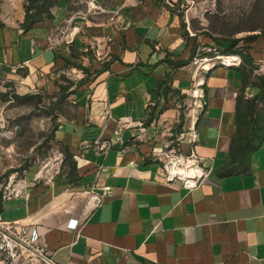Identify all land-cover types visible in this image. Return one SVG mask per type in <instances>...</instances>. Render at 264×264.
<instances>
[{
	"label": "crops",
	"instance_id": "1",
	"mask_svg": "<svg viewBox=\"0 0 264 264\" xmlns=\"http://www.w3.org/2000/svg\"><path fill=\"white\" fill-rule=\"evenodd\" d=\"M213 8L208 0H66L53 18L24 31L25 0H0V68L19 93L49 88L54 75L81 63L55 129L71 160L68 172L26 177L19 194L0 204L2 219L39 227L58 263L264 264V140L249 159L232 160L243 145L236 134L237 111L250 99L245 91L259 93L249 70L264 63V27L207 37L214 46L258 34L236 46H248L253 63L203 70L193 60ZM248 19L264 26V7ZM193 52L188 64L174 65ZM197 81L205 96L193 112L195 150L212 170L189 189L165 183L150 154L182 133V151L190 152L188 108ZM120 118L129 121L123 145L106 156L79 155L104 125L112 134ZM106 186L110 196L102 195ZM71 219H80L77 229L68 227Z\"/></svg>",
	"mask_w": 264,
	"mask_h": 264
},
{
	"label": "rangeland",
	"instance_id": "2",
	"mask_svg": "<svg viewBox=\"0 0 264 264\" xmlns=\"http://www.w3.org/2000/svg\"><path fill=\"white\" fill-rule=\"evenodd\" d=\"M208 1H213L214 8L208 10L215 15L210 18L211 23L204 31L203 41L197 44L200 51L199 57L212 56L214 51L226 53V47L222 45H226L224 40L223 42L214 40V46L208 42L207 37L218 38L213 34L226 39L231 35L229 29L235 26L252 30L255 27L261 29L264 27L254 23L249 24L250 19H248L256 8L264 7V0ZM233 2L237 5L235 9L228 7ZM248 7L252 8V11H249ZM231 18H235L238 24H231ZM0 51V60H2V46ZM78 64L73 67L77 71H82L81 63ZM199 64L200 62L196 65L199 66ZM69 67L71 66H67L64 73L51 78L54 84H51L49 88H36L25 94L30 95L28 99L14 97V94H24L19 93L15 81L0 68V199L3 195L13 192L14 186L19 182L21 185L26 184V177L31 179L40 168H45L44 174L48 171L52 173L51 167L56 164L58 173L68 172L71 160L66 157L62 144L55 139V129L58 113L63 108V101L78 78V72L68 70ZM47 176L51 177L50 173H47ZM8 216L9 214L5 215V217ZM0 264H8V261L0 256Z\"/></svg>",
	"mask_w": 264,
	"mask_h": 264
},
{
	"label": "built area",
	"instance_id": "3",
	"mask_svg": "<svg viewBox=\"0 0 264 264\" xmlns=\"http://www.w3.org/2000/svg\"><path fill=\"white\" fill-rule=\"evenodd\" d=\"M245 53V51H244ZM195 62H200L203 70H210L216 65H235L241 66L244 63L243 55L232 53L222 54L214 51L212 56H196ZM209 67L205 68L204 64ZM253 75H264V63L260 66L251 68ZM203 82L197 81L193 90V102L188 108L189 127L187 133L190 136V152L184 153L181 147V141L184 133L180 135L177 141L167 142L161 149L152 151L150 159L159 163L163 181L167 184L180 182L184 187L192 189L199 186L206 179L212 168L205 165V159L195 150V145L199 141V133L196 128L195 109H203L204 90L201 88ZM253 94L249 88L245 91L246 98H252ZM129 122L126 118L118 120L119 125L112 134L106 132V125L100 131V134L93 140L86 141L79 149V155L84 156L89 150H93L98 155L106 156L108 151L116 144H124L122 139V128ZM141 132L144 127L140 123ZM44 167L36 173V178L47 176L44 174ZM52 172H58L57 165L51 167ZM25 182V179L23 180ZM19 182L14 186V191L3 195L4 199H10L13 195L19 194L22 184ZM17 186H20L17 188ZM111 190L108 186L102 189L103 196H110ZM80 219H71L68 227L77 229ZM0 256L8 261V264H60L49 253L46 244L43 243L42 233L39 227L34 224H24L20 220H4L0 216ZM65 264H71L70 262Z\"/></svg>",
	"mask_w": 264,
	"mask_h": 264
},
{
	"label": "trees",
	"instance_id": "4",
	"mask_svg": "<svg viewBox=\"0 0 264 264\" xmlns=\"http://www.w3.org/2000/svg\"><path fill=\"white\" fill-rule=\"evenodd\" d=\"M66 0H25V19L21 26L24 31L34 28L38 23L44 21L45 18H53L52 9L65 2ZM1 25V23H0ZM264 35V30L261 32ZM258 34H253L244 39H234L226 42L225 52L242 54L246 63H253L248 46H241L243 48H236L239 41H254ZM245 51V53H244ZM194 57V52L186 60L174 62L175 66H184L188 64ZM83 68V67H82ZM84 69V68H83ZM250 75L254 79V86L258 88V92L254 97L244 101V109L237 111V134L236 137L243 142L240 149L232 152L233 162H243L251 156V153L261 145L264 140V106L259 107V103H264V75ZM17 99H28L30 95L14 94ZM240 105V102H239ZM2 199H0L1 204Z\"/></svg>",
	"mask_w": 264,
	"mask_h": 264
},
{
	"label": "bare ground",
	"instance_id": "5",
	"mask_svg": "<svg viewBox=\"0 0 264 264\" xmlns=\"http://www.w3.org/2000/svg\"><path fill=\"white\" fill-rule=\"evenodd\" d=\"M204 66H205V68H208L209 67L208 63H205Z\"/></svg>",
	"mask_w": 264,
	"mask_h": 264
}]
</instances>
